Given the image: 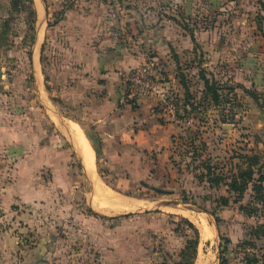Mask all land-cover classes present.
Returning a JSON list of instances; mask_svg holds the SVG:
<instances>
[{
	"label": "rangeland",
	"instance_id": "374dc122",
	"mask_svg": "<svg viewBox=\"0 0 264 264\" xmlns=\"http://www.w3.org/2000/svg\"><path fill=\"white\" fill-rule=\"evenodd\" d=\"M33 1L34 14L24 2L0 0V143L12 135L28 136L32 147L63 144L66 170L54 192L59 201L43 211L39 229L26 231L21 220L0 223L22 245L15 260H24L31 243L47 250L39 264H190L187 246L196 240L192 264L264 263V75L234 72L231 56L207 63L200 43L252 34L233 23L231 4L224 17L217 6L224 0ZM118 2L139 7L132 19L142 15L146 26L168 27L177 37L191 32L198 43L182 45L180 65L173 58L169 71L147 53L154 80L169 96L158 108L177 116L176 133L162 130L157 145L143 151L131 142L104 156L92 149L89 172L68 133L75 97L65 89L71 73L57 23L74 3L123 22L121 11H112ZM175 74L180 94L169 86ZM254 81L258 88L250 87ZM0 150V168L13 173ZM98 182L110 192L105 202L95 196Z\"/></svg>",
	"mask_w": 264,
	"mask_h": 264
},
{
	"label": "crops",
	"instance_id": "0c3cea01",
	"mask_svg": "<svg viewBox=\"0 0 264 264\" xmlns=\"http://www.w3.org/2000/svg\"><path fill=\"white\" fill-rule=\"evenodd\" d=\"M230 4L233 23L240 28L247 26L253 32L248 40L233 38L234 41H229L218 36L202 39L200 43L209 53L206 54L207 63H218L231 56L234 72L248 73L251 77L261 72L264 75V0L218 2V8L223 12L220 15L226 16L228 10L225 7ZM113 5L112 11H121L124 15L123 22L121 19H105L104 16L99 18L98 14L89 13L91 7L88 4L80 8L78 3H74L72 12L65 13L57 23V31L61 32L60 36L66 44L64 57H69L64 67L70 68L71 73L70 79L65 80L68 85L65 89L75 97L72 104L74 114L67 119L78 127L95 155L100 156L111 153L110 148L114 146L120 149L130 142L143 151L146 147L157 145L162 130L167 131L168 137L176 133L177 116L170 112L166 115L158 108L161 98L142 97L134 103L123 97L122 74L146 64L147 53L159 62L160 69L168 70L173 58L175 64L180 65L182 45L191 49V45L198 43L191 32L184 31L186 36L181 33L183 38L177 37L168 27L163 32L153 29L154 26H146L142 15L132 19L129 13L139 11L138 6L119 2ZM237 40L239 45H243L239 49L233 47ZM230 48L232 53H228ZM158 71L161 70L155 69V72ZM176 78V74L170 76L172 82L169 81V84L172 83V86H169L176 87L180 94ZM255 84L251 82L250 87L258 88L257 82ZM76 110L80 112L78 116ZM73 126L68 130L72 140L75 133ZM0 149L6 151L4 162L8 160L14 166L13 173L6 171L7 168H0V223L21 220L26 231L34 227L39 229L43 211L55 208L52 204L59 201L54 192L62 186L59 178L66 170L63 144L32 147V139L28 136L18 138L11 135L3 137ZM46 172L50 173L51 180L45 178ZM12 233L11 227L5 229L0 225V264H39L47 250L38 244L34 248L30 243L25 249L24 260H15L17 255H21L18 252L22 253V245Z\"/></svg>",
	"mask_w": 264,
	"mask_h": 264
},
{
	"label": "built area",
	"instance_id": "2783aa9c",
	"mask_svg": "<svg viewBox=\"0 0 264 264\" xmlns=\"http://www.w3.org/2000/svg\"><path fill=\"white\" fill-rule=\"evenodd\" d=\"M122 79L125 84L124 96L128 101L151 96L161 98L164 103L169 99L164 86L154 80V73L151 64L146 63L142 66L125 71L122 74ZM169 106L171 109H174V106L170 102Z\"/></svg>",
	"mask_w": 264,
	"mask_h": 264
},
{
	"label": "bare ground",
	"instance_id": "6f19581e",
	"mask_svg": "<svg viewBox=\"0 0 264 264\" xmlns=\"http://www.w3.org/2000/svg\"><path fill=\"white\" fill-rule=\"evenodd\" d=\"M71 125L73 123H70ZM71 128V127H70ZM74 128V139L77 144L79 145V149L81 150L83 156H84V159H85V166L86 168L89 170V172H92V168L94 166V160H93V155H92V149L89 145V143L83 138L80 130L78 129V127H75L73 126ZM70 132V131H69ZM71 133V132H70ZM72 137V135H71ZM72 140V139H71ZM72 140V141H73ZM73 141V142H75ZM80 152V151H79ZM81 154V153H79ZM82 158V157H81ZM82 162V161H81ZM84 165V164H83ZM91 175V174H90ZM108 190L106 188H104V186L101 185L100 182L97 183V188L95 190V196L96 198H98L99 200H101L102 202H105L103 199L105 197H107L106 195H108ZM109 195H110V192H109ZM110 198V197H109ZM107 199V198H106ZM195 216V215H194ZM203 221V220H202ZM197 222V221H196ZM195 222V223H196ZM197 224V223H196ZM202 224V223H201ZM200 226V225H199ZM202 227V226H200ZM205 232V231H204Z\"/></svg>",
	"mask_w": 264,
	"mask_h": 264
},
{
	"label": "trees",
	"instance_id": "16d2710c",
	"mask_svg": "<svg viewBox=\"0 0 264 264\" xmlns=\"http://www.w3.org/2000/svg\"><path fill=\"white\" fill-rule=\"evenodd\" d=\"M14 1H18L19 3H22V4H23V2L25 4H28V8H30V12L33 13V14L35 13V11H34V9L32 7L34 5V1L33 0H14ZM255 83H253L254 86H255ZM205 86H206V89H210L209 86H207V81L205 82ZM131 102L135 103L134 100H132ZM247 174H248V178L250 179L251 175H252V172L248 171ZM233 185L236 186V183L234 182L232 184V187H233ZM244 188H245V184H243L242 187L239 188L240 194H242ZM189 224L192 226V224L190 222H189ZM195 232L198 235V232L196 230H195ZM197 245H198V241L195 240L194 242L190 241V244L187 246L188 250H189V254H190V264H192V262H193V260L195 258ZM185 255H186V253H185ZM253 260L256 261L255 259H253ZM178 264H180V263H178ZM261 264H264V263H261Z\"/></svg>",
	"mask_w": 264,
	"mask_h": 264
}]
</instances>
